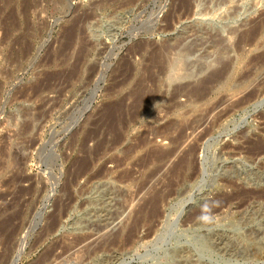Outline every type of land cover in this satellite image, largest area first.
Masks as SVG:
<instances>
[{
	"label": "rangeland",
	"instance_id": "374dc122",
	"mask_svg": "<svg viewBox=\"0 0 264 264\" xmlns=\"http://www.w3.org/2000/svg\"><path fill=\"white\" fill-rule=\"evenodd\" d=\"M256 89L264 0H0V264H264Z\"/></svg>",
	"mask_w": 264,
	"mask_h": 264
},
{
	"label": "bare ground",
	"instance_id": "6f19581e",
	"mask_svg": "<svg viewBox=\"0 0 264 264\" xmlns=\"http://www.w3.org/2000/svg\"><path fill=\"white\" fill-rule=\"evenodd\" d=\"M150 58V57H149ZM151 60H152V58H151ZM151 60H149L150 62H151V64H153V67H154V65H155V67H156V64H154V63H152V61ZM155 60V59H154ZM147 61V60H146ZM146 62V63H149L150 64V62ZM156 61V60H155ZM145 63V64H146ZM146 65H148V64H146ZM150 66V65H149ZM152 66V65H151ZM145 67H147V66H145ZM153 67L151 68V69H153ZM150 69V70H151ZM147 70H148V67H147ZM146 70V71H147ZM149 71V70H148ZM224 74V73H223ZM218 76V75H217ZM222 76V71L219 73V76H218V78L219 77H221ZM243 82V81H242ZM262 85H260L259 87H257V88H260ZM263 88L261 87V90H262ZM260 90V91H261ZM255 91H258L257 89L255 90ZM264 91V90H263ZM259 92V91H258ZM256 92H252V94H250V95H248V96H246L244 99H242V100H239L238 102H236V103H234L232 106H229V107H231V109H228L226 112H227V114H229V113H231L232 111H233V109L235 110L236 108H240V107H242V106H244V105H246V104H249L251 101H252V99H256V97H254L256 94H255ZM260 93H263V92H259L258 94L260 95ZM264 94V93H263ZM254 97V98H253ZM262 117H264V116H262ZM262 144V143H261ZM261 144H258V145H256L257 147L256 148H254V149H252V152H254V156L253 157H260V156H262V155H264V146L263 145H261ZM186 161V160H185ZM182 163V162H181ZM180 163V164H181ZM179 166V165H178ZM160 202V201H159ZM158 203V202H157ZM148 206V205H147ZM144 212H145V210H144ZM147 214V213H146ZM136 227L135 226H132V228L129 230V233H128V235L127 236H129V234L130 235H133L132 233H133V231H134V229H135ZM128 238V237H127ZM130 239V238H129ZM133 239V238H132ZM23 249V248H22ZM21 249V250H22Z\"/></svg>",
	"mask_w": 264,
	"mask_h": 264
},
{
	"label": "clouds",
	"instance_id": "9594fccd",
	"mask_svg": "<svg viewBox=\"0 0 264 264\" xmlns=\"http://www.w3.org/2000/svg\"><path fill=\"white\" fill-rule=\"evenodd\" d=\"M204 207H207V205H205ZM201 219H209V217H207V216H202Z\"/></svg>",
	"mask_w": 264,
	"mask_h": 264
}]
</instances>
